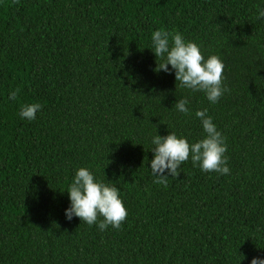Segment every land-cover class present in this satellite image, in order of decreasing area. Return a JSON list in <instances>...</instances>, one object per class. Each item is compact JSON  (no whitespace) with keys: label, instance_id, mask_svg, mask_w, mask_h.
<instances>
[{"label":"trees","instance_id":"16d2710c","mask_svg":"<svg viewBox=\"0 0 264 264\" xmlns=\"http://www.w3.org/2000/svg\"><path fill=\"white\" fill-rule=\"evenodd\" d=\"M260 9L264 0H0V264L264 257ZM155 29L220 57L226 91L217 103L153 71ZM185 97L187 115L174 107ZM33 102L42 105L36 119H21ZM205 108L225 138L229 174L189 158L166 187L154 183L151 137L202 139L195 111ZM82 166L119 188L127 216L118 229L65 218V189Z\"/></svg>","mask_w":264,"mask_h":264},{"label":"clouds","instance_id":"9594fccd","mask_svg":"<svg viewBox=\"0 0 264 264\" xmlns=\"http://www.w3.org/2000/svg\"><path fill=\"white\" fill-rule=\"evenodd\" d=\"M258 16L264 17V9L259 10ZM150 40L148 48L156 59L154 72L173 73L176 87L178 82L180 87L188 89L190 93L203 92L211 104L219 101L226 91L222 84L224 64L219 56L211 54L205 58L200 46L194 41L186 40L179 31L155 29ZM16 95L15 90L9 92L10 99H15ZM189 103L188 98H181L175 101L174 107L187 115L190 112ZM41 109L42 105L38 102L23 104L19 116L31 122ZM207 112L206 108L195 111L205 133L202 139L190 142L188 138L175 132H168L164 136L156 132L151 137L152 147L149 150L153 156L148 168L154 177V183L166 187L169 175L176 177L180 166L189 158L193 167H199L201 171L229 174L225 138ZM65 190L69 199V205L64 210L67 220L78 217L89 226L96 224L100 230H105L109 225L118 229L126 219L127 210L119 188L98 179L88 167L77 168ZM250 264H264V257H252Z\"/></svg>","mask_w":264,"mask_h":264}]
</instances>
